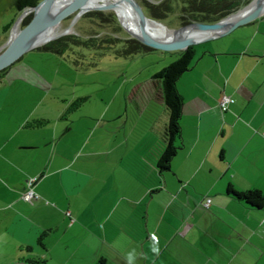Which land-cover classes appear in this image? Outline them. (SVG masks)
Here are the masks:
<instances>
[{"label":"crops","instance_id":"1","mask_svg":"<svg viewBox=\"0 0 264 264\" xmlns=\"http://www.w3.org/2000/svg\"><path fill=\"white\" fill-rule=\"evenodd\" d=\"M43 46L0 77V264H264V207L228 193L264 197V14L197 44L176 83L181 147L162 173L160 70L111 99L97 86L92 101L58 89L61 68L80 65ZM29 179L38 197L24 203Z\"/></svg>","mask_w":264,"mask_h":264},{"label":"trees","instance_id":"2","mask_svg":"<svg viewBox=\"0 0 264 264\" xmlns=\"http://www.w3.org/2000/svg\"><path fill=\"white\" fill-rule=\"evenodd\" d=\"M40 1L42 0H16L15 6L21 13L26 9L37 6ZM251 1L252 0H138L144 14L156 21L164 20L169 16V10L173 8V2L175 5H179L181 9V13L178 17L180 27H185L193 23H217L235 14L240 9L247 6ZM90 16L92 17V19H90L91 22L97 21L109 26L111 30L110 33L91 31L85 36L68 34L45 44L43 48L50 53L63 56L74 65H79L80 62H82L83 57H85L82 55L84 49L92 48V51L100 50L102 52L96 53L92 57V65L94 66H96V61L102 59L104 56L103 49H111L116 43L121 44L120 49L115 52V56H119V58H128L145 52L154 51L130 36H120L123 31L113 14L89 12L85 15V18ZM31 17L32 15H29L24 20L22 27L30 21ZM11 25L12 24H8L5 27L7 31L10 29ZM177 53L179 54V58L175 62H172L153 76V79L160 83L163 102L169 110L168 141L156 160V167L160 173L170 169L171 160L181 147L178 141L181 138L180 119L183 101L177 92L176 83L184 73L191 70L196 62L194 46ZM69 54L71 56H69ZM5 70L0 72V77ZM84 101L85 99H78L73 107L77 108L78 106L76 105ZM41 125V122H36L32 123L30 127L33 128ZM228 193L238 200L244 201L256 208L260 209L264 207V197L259 190L237 192L230 187Z\"/></svg>","mask_w":264,"mask_h":264},{"label":"water","instance_id":"3","mask_svg":"<svg viewBox=\"0 0 264 264\" xmlns=\"http://www.w3.org/2000/svg\"><path fill=\"white\" fill-rule=\"evenodd\" d=\"M89 0H42L37 6L29 8L21 12L18 20L12 27L10 37L7 43L0 48V72L7 69L15 62H17L27 51L43 46L51 41L59 39L71 32L76 21L85 10L86 4ZM131 2L135 6L136 14L141 21H151L172 33H180L188 28H195L201 31H209L212 35L204 37L200 40L193 41L191 39L171 38V39H157L149 35L144 28L140 29V34L135 35L129 32L119 21L120 26L126 31L129 36L143 45L161 52H182L197 44L208 41L213 38L222 37L232 32L240 26H244L252 21L257 20L264 14V9L257 7L254 10L246 13L243 16L239 14L244 11L248 6L239 10L221 21L213 24L193 23L178 30H170L161 22L150 19L147 17L142 7L136 0H123ZM254 1V0H252ZM66 2V3H65ZM252 3V2H251ZM250 3V4H251ZM89 11H110L109 8H94ZM31 12L30 21L22 28L17 27L20 19L27 13ZM87 13V12H86ZM72 17L69 27L65 30L61 29V23ZM232 17L237 19L228 22ZM54 34V35H52Z\"/></svg>","mask_w":264,"mask_h":264},{"label":"rangeland","instance_id":"4","mask_svg":"<svg viewBox=\"0 0 264 264\" xmlns=\"http://www.w3.org/2000/svg\"><path fill=\"white\" fill-rule=\"evenodd\" d=\"M15 1L16 0H0V48H2L7 43L10 37L12 27L21 14L15 6ZM136 1L139 4L138 0ZM172 5L173 8L169 10L170 11L169 16L166 19L161 20L159 22H161L170 30H178L183 28L182 26L180 27L178 23L179 22L178 17L181 13V9L179 8L180 6L175 5L174 2L172 3ZM86 12L81 14V16L76 21L73 28L71 29L70 34L85 36L87 35V33L89 34L91 31H96L100 33L103 32L110 33L111 30L109 26L97 21L91 22L90 19H92V17L90 16L88 18H85V15L89 12H103L104 14L111 13L115 16V13L112 12V10L89 11L87 13ZM24 20L20 23L19 28H22ZM71 21H72V17L65 19L60 25L61 29L62 30L67 29ZM8 24H12V25L10 29L7 31L5 27ZM121 29L123 32L120 34V36L123 37L129 36V34L126 31H124L122 27ZM196 46L197 45H195L194 47L196 48ZM120 47L121 44L116 43L115 46L112 47L111 49L104 48L103 49L104 56L102 57V59H98L96 61V66L92 65L93 62L92 57L96 53H100L102 51L100 50L92 51V48L84 49L82 55L85 57H83L82 62H80L79 64L80 65L79 68L81 69L80 73L77 74L74 71H72L71 73H66V72L63 73L66 69L61 68L62 76L59 75L57 79L58 89L60 88V83L62 82H64L62 85L63 86L62 90L64 92L69 93V95H71L74 89H76V92L79 93L80 90L84 88L86 94L90 96L89 99L94 101L97 100L95 96L96 87L102 85L105 92V99L106 100L111 99L113 95L115 96V93L117 92V90H119L120 87H122V89L129 87V84L127 83V79L131 75L133 76L134 74L135 76L137 75L136 77H138L140 76L139 72L141 70L146 71L149 70V68L152 69L158 68V70H162L163 68L167 67L169 64L175 62L179 58V54L177 52H161L156 50L145 52L143 54L135 55L128 58H119V56H115L116 54L115 52L119 50ZM69 56L71 55L69 54ZM132 59H137V60L135 61V63L132 64L131 63ZM64 60L68 61V59H64ZM63 78L64 81H61ZM76 80L79 81L78 82L79 85L77 86L74 85Z\"/></svg>","mask_w":264,"mask_h":264},{"label":"bare ground","instance_id":"5","mask_svg":"<svg viewBox=\"0 0 264 264\" xmlns=\"http://www.w3.org/2000/svg\"><path fill=\"white\" fill-rule=\"evenodd\" d=\"M99 7L109 8V10H112V12H114L118 17L120 23L129 32L135 35L140 34L141 28H144L146 32L152 37H155L157 39H164V40L175 37L181 39L188 38L193 41H197L204 37H208L212 35V33L209 31H201L195 28H188L181 31L180 33L174 34L171 31H168L167 29L155 23H152L151 21H141V19H139V17L136 14L134 4L123 0H89L82 14L85 13L86 11L88 12V10L90 9L99 8ZM257 7H261L264 9V0L252 1V3L249 4L248 7L244 11H242L239 15L243 16ZM235 19H237V17H232V19H230L228 22L233 21ZM17 27H19V23Z\"/></svg>","mask_w":264,"mask_h":264},{"label":"built area","instance_id":"6","mask_svg":"<svg viewBox=\"0 0 264 264\" xmlns=\"http://www.w3.org/2000/svg\"><path fill=\"white\" fill-rule=\"evenodd\" d=\"M31 12L27 13L25 16H23L20 21H19V25L20 23L28 17V15H30ZM232 104H234V100L226 95H223L220 98L219 101V108L221 109L222 112H227L229 106H231ZM35 180L33 179H29L26 182V191L22 194V196L20 197V200L24 203H28L30 202L32 199L37 198V194L35 193V191L33 190V184H34ZM206 204H210V200L208 199L206 201Z\"/></svg>","mask_w":264,"mask_h":264}]
</instances>
